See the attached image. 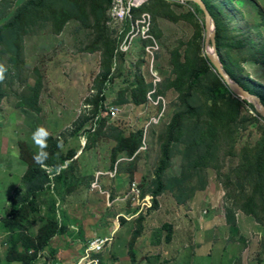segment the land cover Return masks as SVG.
Here are the masks:
<instances>
[{
	"label": "rangeland",
	"instance_id": "obj_1",
	"mask_svg": "<svg viewBox=\"0 0 264 264\" xmlns=\"http://www.w3.org/2000/svg\"><path fill=\"white\" fill-rule=\"evenodd\" d=\"M210 2L219 16L223 57L264 97V51L254 55L251 45L264 48V0ZM111 6L112 0H0V26L11 25L0 46V64L7 69L0 104V264H75L87 240L112 232L101 264H264V178L247 169L264 145V119L249 107L215 137L203 139L206 123L195 128L184 122L179 142L170 145L169 165L156 179L166 127L182 112L172 86L180 74L174 61L179 54L188 67L202 66L204 15L187 0H148L131 13L133 23L149 16V35L158 47L151 62L145 52L151 39L131 32L128 18L112 21ZM124 41L126 51L120 49ZM151 63L165 109L159 123L148 127L157 110L148 107V96L135 105L131 95L137 82H152ZM215 75L210 69V83ZM97 104L103 115L95 113ZM191 104L202 115L211 108L202 89ZM41 128L70 159L60 169L43 166L42 175L28 181L21 145L37 155L40 137L34 134ZM138 131L132 155L112 154ZM9 179L11 191L2 188ZM132 182L140 197H150L149 207L133 205L131 193L125 196ZM25 197L24 233H6L4 219ZM250 198L256 216L242 210ZM47 219L64 232L36 256L29 252L22 262H8L12 245L25 254L23 240L35 238Z\"/></svg>",
	"mask_w": 264,
	"mask_h": 264
},
{
	"label": "trees",
	"instance_id": "obj_2",
	"mask_svg": "<svg viewBox=\"0 0 264 264\" xmlns=\"http://www.w3.org/2000/svg\"><path fill=\"white\" fill-rule=\"evenodd\" d=\"M40 2L43 0H39ZM207 9L209 10L211 16L214 19L216 24V48L218 52L219 60L228 73V75L237 82L242 88L254 94L260 98L264 105V97L259 95L257 92L251 90L248 84L243 83L239 75L234 71L233 67L236 64H227L226 59L223 57L221 53V47H223V33L221 32V28L219 25V16L214 12L213 6L210 0H202ZM111 0H105L106 4H110ZM33 3V2H31ZM30 3V4H31ZM29 5V4H28ZM194 7L197 12L202 13L200 8L194 3ZM142 7L138 9H134L132 13H135L137 10H140ZM203 14V13H202ZM23 15L20 12V16ZM9 24L4 26H0V46L3 44L4 38L7 33V29L9 28ZM242 46V43H239ZM254 47V55L259 54V52H263L262 47L258 44L251 43ZM236 48V44L234 45ZM179 54H177V58L174 63L179 67L180 74L178 78L173 82L172 86L179 94V99L182 105V112L177 113L170 119L168 123L165 133L163 135L161 148H160V159L158 162L157 170H156V179L157 181H161L162 172L168 167L170 160V145L172 143H178L183 130L184 122L187 120L193 121L195 128H198L202 123H206V131L203 133V139L207 136L215 137L219 130L226 129L229 125L235 122V119L239 116L240 109L243 106L249 107V109L259 117L253 106L248 104L246 101H241L240 99L233 97L231 93L228 91L226 85L222 82L220 77L215 75L213 83L208 81V73L211 70H214L212 65L207 60V57L204 56L201 59L202 66L200 68L188 67L184 63L180 62ZM215 71V70H214ZM216 72V71H215ZM151 83H147V86L143 81L137 82L136 88L132 91V100L135 105L142 104L147 97L148 91L151 89ZM197 89H202L205 94L209 95V102L211 104V108L207 110L205 115L196 112L191 104V99L193 97L194 92ZM159 94L163 95L161 90L159 89ZM3 99L2 95V85L0 82V104ZM105 99L101 98L100 102L103 103ZM154 110V109H153ZM155 111V110H154ZM106 111L104 107L99 106L97 104L95 113L96 114H104ZM156 113V112H155ZM154 113V114H155ZM261 118V117H260ZM209 122V123H208ZM210 122H213V127L210 125ZM141 131L133 132L129 135V137L123 139V143H119L118 146L114 149L115 152H122L125 150L128 156L132 155L134 151L138 148L140 144V135ZM47 145L45 148V152L47 153V158L43 160V163H37L34 160L35 154L29 152L27 149L23 148L21 145V157L28 165V173L25 177L26 180L32 181L36 180L39 175H42V167L48 166L53 169H60L66 160L70 159V156H64V154L60 150V146L53 138H46ZM210 147V146H209ZM263 148V149H261ZM259 149V153L256 157L249 161L247 164V169L250 173L254 171L257 172L259 178H264V145ZM255 162V164H254ZM254 164V167H253ZM61 174L56 176V179H60ZM43 178V177H41ZM48 178L45 176L44 180ZM42 185V184H41ZM144 194H142L143 196ZM157 195V193H154ZM154 199V198H153ZM253 198H250V202L246 204V206L242 209L243 212L250 216H256L252 208ZM28 204L27 197L20 198L17 203L11 208V211L7 215V217L3 221V230L6 233H15L16 231L24 230L23 219L26 217V208ZM153 204H156V200H153ZM64 227L57 224L55 220L47 219L39 226L36 232V236L33 239H24L23 234L18 236L21 241L23 240L22 247L25 249V254L22 251L18 252L14 245H12L9 254H7L6 260L10 263L14 262H22L26 259L29 252H33L34 256H36L39 252L43 251L51 237L54 235L62 234L64 231ZM26 238V237H25ZM20 241V242H21ZM21 244V243H19ZM33 250V251H31ZM133 257V256H132ZM134 261V260H133Z\"/></svg>",
	"mask_w": 264,
	"mask_h": 264
},
{
	"label": "built area",
	"instance_id": "obj_3",
	"mask_svg": "<svg viewBox=\"0 0 264 264\" xmlns=\"http://www.w3.org/2000/svg\"><path fill=\"white\" fill-rule=\"evenodd\" d=\"M147 1L148 0H112V6L109 10V16L114 22H122L128 18L131 21V32H133L134 30H136L137 32L141 31L144 40L149 42V40L151 39V43L145 47V52L151 57V62H153V58H155L154 56L157 53L158 47L156 42L152 40L151 36L149 35V16L147 14H143L142 18L136 20V22L134 23L131 17L133 9L140 8ZM139 23L142 24L141 30ZM120 49L122 51H126L128 49V43L124 41V43L121 44ZM150 74L152 76V82H150L152 86L147 95L148 107L157 110V112L149 118L148 127L159 123L162 117V112L165 109L164 97L163 95L159 94L158 90L161 79L158 73L153 69L152 63L150 65ZM110 112L113 116H115L118 112V109L116 107L110 108ZM128 193H131L133 197L132 201L135 199L133 205L138 206L141 209L146 206L149 207L150 197H140L138 195V190L136 189L134 182L131 183V186L129 187L125 196H127ZM119 217L129 219L132 216L127 217L123 214H119ZM114 234L115 232H112L110 234H106L105 236H96L87 240L81 256L78 258L75 264H101V257L111 246Z\"/></svg>",
	"mask_w": 264,
	"mask_h": 264
},
{
	"label": "water",
	"instance_id": "obj_4",
	"mask_svg": "<svg viewBox=\"0 0 264 264\" xmlns=\"http://www.w3.org/2000/svg\"><path fill=\"white\" fill-rule=\"evenodd\" d=\"M179 1V0H176ZM195 3L204 15V29H205V56L207 60L212 65L217 75L220 77L222 82L226 85L228 91L231 93L233 97H236L240 100L246 101L248 104L252 105L256 114L264 119V105L260 98L254 94H251L240 85L234 81L228 73L223 68L216 48V29L215 22L213 17L211 16L209 10L207 9L205 3L202 0H187ZM209 46L211 48H209Z\"/></svg>",
	"mask_w": 264,
	"mask_h": 264
},
{
	"label": "clouds",
	"instance_id": "obj_5",
	"mask_svg": "<svg viewBox=\"0 0 264 264\" xmlns=\"http://www.w3.org/2000/svg\"><path fill=\"white\" fill-rule=\"evenodd\" d=\"M7 69L4 67V65L0 64V82H3L5 79V73ZM35 137H40V139H36V144L38 148L40 149L36 156H34V160L39 164L43 163V160L47 158V153L44 151L46 148L45 139L47 137V133L44 129H39L37 133L34 134Z\"/></svg>",
	"mask_w": 264,
	"mask_h": 264
},
{
	"label": "crops",
	"instance_id": "obj_6",
	"mask_svg": "<svg viewBox=\"0 0 264 264\" xmlns=\"http://www.w3.org/2000/svg\"><path fill=\"white\" fill-rule=\"evenodd\" d=\"M10 181L8 182V180H5L4 181V183H3V186H2V188L4 189V190H12V187H13V185H12V180L11 179H9ZM3 182V181H2ZM6 183V184H5ZM105 236V235H104ZM85 246V245H84ZM82 251H83V248H82ZM82 253V252H81Z\"/></svg>",
	"mask_w": 264,
	"mask_h": 264
}]
</instances>
